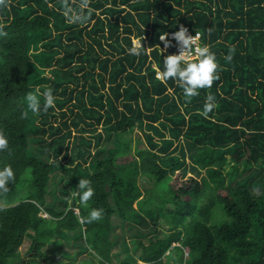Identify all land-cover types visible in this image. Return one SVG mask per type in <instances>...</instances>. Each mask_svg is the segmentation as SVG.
Wrapping results in <instances>:
<instances>
[{"label":"trees","instance_id":"trees-1","mask_svg":"<svg viewBox=\"0 0 264 264\" xmlns=\"http://www.w3.org/2000/svg\"><path fill=\"white\" fill-rule=\"evenodd\" d=\"M89 7L87 24L68 23L61 0L0 8L7 33L0 131L9 141L0 169L11 165L16 176L0 196V264H55L42 251L50 243L64 254L55 236L112 264L125 234L142 246L145 264H264V0H91ZM180 25L201 34L222 69L190 103L175 81L156 78L164 56L177 51L172 40L161 53L159 36ZM134 37H145L150 51L129 55ZM48 88L55 107L22 119L26 94ZM209 93L216 107L205 119ZM133 130L147 145L135 156ZM139 176L160 188L149 199L156 209L134 206L144 198ZM80 179L94 189L87 207L72 195ZM92 209H103V218L81 224ZM163 230L149 245L139 240Z\"/></svg>","mask_w":264,"mask_h":264},{"label":"clouds","instance_id":"clouds-1","mask_svg":"<svg viewBox=\"0 0 264 264\" xmlns=\"http://www.w3.org/2000/svg\"><path fill=\"white\" fill-rule=\"evenodd\" d=\"M11 0H0V8H7ZM75 3V0H72ZM63 5V15L70 24H87L92 9L89 5L91 0H79L78 10L69 6V0H61ZM87 10V12L85 11ZM4 25H0V36H6L7 33L3 30ZM209 31H211L209 29ZM201 34L190 35L188 29L183 25L179 26V30L174 32L171 40L167 33L159 36V40L164 44V48H157L161 53H166L169 47H172V40L176 42L175 46L179 54L165 55L163 60V70H157L156 78L163 83H167L169 79L183 90L186 102L190 103L193 97L199 95L202 89H211L214 82L220 79L219 72L222 71L220 65L216 61V56L210 51L207 45L198 43ZM142 38H133L132 46L128 49L129 55L139 57L142 52L150 51V47H143ZM235 49L230 48L225 59L231 62ZM43 97V104L40 97ZM55 97L52 89L48 88L39 95L29 92L25 96L26 110L22 111L21 118L28 119L29 113L38 115L41 111L47 112L48 109L55 107ZM216 107L215 96L209 93L206 97L202 112L200 113L205 119L210 118L209 114ZM9 141L3 131H0V152L8 150ZM16 179L15 172L11 165H6L0 169V196H4L9 191L8 185ZM77 188L79 191L73 192V198L78 197L80 205L87 207V202L94 196V189L91 187V181L88 179H80ZM6 207V201L0 200V210ZM79 210L77 209V212ZM47 215V213H45ZM104 215L103 209H92L87 217H80L81 224H90L99 222Z\"/></svg>","mask_w":264,"mask_h":264},{"label":"rangeland","instance_id":"rangeland-1","mask_svg":"<svg viewBox=\"0 0 264 264\" xmlns=\"http://www.w3.org/2000/svg\"><path fill=\"white\" fill-rule=\"evenodd\" d=\"M127 137L130 138L129 152L131 156H135L136 151L146 149L147 147L146 143L143 141L142 138H140V135L136 130L129 132L127 134ZM128 159H130V157ZM138 181H139L138 183L140 189L143 191L142 195L144 196V198H140L139 202L137 201L134 203V206L138 208L142 207L143 209H147L148 207H153V209H156L154 205L152 206L149 199L157 196L160 193L159 192L160 188L158 186L152 187L153 180H149L145 176H139ZM40 215L44 217L47 216L45 215V213H41ZM148 222L150 223L151 221L148 220ZM160 222H161V226L158 227L159 231L165 229V227L162 225L163 221ZM116 232L121 234L122 230L120 228H117ZM165 233L167 232L163 230V232L152 234L149 235L148 237L140 238L139 240L144 245H149L150 243L156 241L158 238H163L165 236ZM56 239L58 241L59 240L62 241L59 249L63 251L64 254L55 252L53 250V246L50 243H48L42 248V251L46 256L45 259H50L51 262L55 264H98L95 257L91 256L87 252H81L80 248L75 245L76 244L75 240L61 239L59 236H55L53 240ZM31 241L32 240L29 238L25 239L22 246L19 248L22 257H25V254L31 245ZM125 247H127V250H125ZM111 254L113 255L112 264H119V261L125 260L126 256H129L130 258L132 257L131 261L136 262V264H145L139 261V257L143 254L142 246L138 245L135 247V243L131 241L130 237H128V234H125L124 239L118 240L116 246L113 247ZM183 264L186 263L183 262Z\"/></svg>","mask_w":264,"mask_h":264},{"label":"built area","instance_id":"built-area-1","mask_svg":"<svg viewBox=\"0 0 264 264\" xmlns=\"http://www.w3.org/2000/svg\"><path fill=\"white\" fill-rule=\"evenodd\" d=\"M173 33H174V32H168V33H167L169 39H171V36H172ZM196 33H197V32H196ZM189 34H190V35H193V36L195 35V33H190V32H189ZM199 42H200V39H199L198 43H199ZM162 44H163V43H162ZM163 48H164V44H163ZM176 54H179V53H178V49H177V51H176Z\"/></svg>","mask_w":264,"mask_h":264},{"label":"water","instance_id":"water-1","mask_svg":"<svg viewBox=\"0 0 264 264\" xmlns=\"http://www.w3.org/2000/svg\"><path fill=\"white\" fill-rule=\"evenodd\" d=\"M71 205H72V207L74 206V202L73 201H72Z\"/></svg>","mask_w":264,"mask_h":264}]
</instances>
